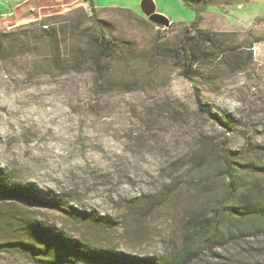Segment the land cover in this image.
<instances>
[{
  "label": "rangeland",
  "instance_id": "374dc122",
  "mask_svg": "<svg viewBox=\"0 0 264 264\" xmlns=\"http://www.w3.org/2000/svg\"><path fill=\"white\" fill-rule=\"evenodd\" d=\"M82 4L44 0L24 22L0 21V36H9L7 49L14 45L4 56L0 52V178L29 185L42 200L56 199L70 212L36 202L29 210L0 202V246L26 240L23 221L31 217L94 250L162 258L177 248L187 213L210 202L204 188L184 177L190 169L187 156L201 139L228 143L240 160H247V148H264V2L189 0L190 9L172 2L168 10L159 3L156 13L168 17L169 28L150 22L140 8L92 14ZM77 21L84 28L101 27L117 44V55L137 52L138 62L155 42L174 45L189 28L193 36L214 33L226 35L218 39L232 45H252L253 62L240 71L204 64L205 78L191 82L175 61L153 53L154 58L131 66V75L115 64L107 81L90 63L53 68L39 42L19 29L33 22L70 26ZM73 36L66 35L68 44L77 43ZM120 81L134 82L136 89ZM196 92L229 130L199 112ZM259 241L264 244V236ZM37 254L27 259L1 251L0 264H57L50 255Z\"/></svg>",
  "mask_w": 264,
  "mask_h": 264
},
{
  "label": "trees",
  "instance_id": "16d2710c",
  "mask_svg": "<svg viewBox=\"0 0 264 264\" xmlns=\"http://www.w3.org/2000/svg\"><path fill=\"white\" fill-rule=\"evenodd\" d=\"M83 1L91 3V0ZM181 2L187 9L190 8L189 0ZM97 11L92 5V14ZM82 23L77 21L70 26H57L51 22H33L19 29H25L26 38L39 42V50L50 56L53 68L79 69L90 63L103 80L108 78V71L115 64H122V67H126L123 73L128 70L131 75V66L154 58L153 53L175 61L181 75L191 82L205 78L202 74L204 64L213 65L218 62L233 71H240L253 62L252 45L248 49L239 44L232 45L218 39L226 35L214 33H197V36H193L190 28L174 45L161 46L158 41L155 42L151 53H143V61L138 62L137 52L117 55L121 51L101 27L84 28ZM46 26L49 27L45 29ZM192 26L196 28L197 22ZM37 27L41 31L38 36ZM67 34L74 35L77 43L68 44ZM8 37V34L0 36V52L3 56L6 50L12 51L14 47L11 43L7 49ZM112 75L115 74L111 73L107 81L112 79ZM118 83L133 87L128 89H136L134 82ZM195 95L199 112L229 130V123L203 104L198 92ZM200 145L188 154L190 169L184 177L190 185L201 190L204 188L203 192L210 202L187 213L182 238L177 248L166 256L130 258L111 249L94 250L64 238L63 234L38 226L31 217L23 221L25 226H22V233L26 240L16 244V247L0 246V252L18 254L27 259H37L33 252H38L50 255L54 258L51 263L57 264H264V244L259 241L264 236V148H247V160H240V155L231 152L228 143L218 145L213 137L205 136ZM217 185L219 188L216 191ZM3 201L19 203L28 210L36 202L51 211L70 213L67 208L61 207L58 200H42L31 186L16 185L2 177L0 202ZM40 244L45 247L42 248Z\"/></svg>",
  "mask_w": 264,
  "mask_h": 264
},
{
  "label": "crops",
  "instance_id": "0c3cea01",
  "mask_svg": "<svg viewBox=\"0 0 264 264\" xmlns=\"http://www.w3.org/2000/svg\"><path fill=\"white\" fill-rule=\"evenodd\" d=\"M41 1L44 0H0V21H4V20L8 21L12 18L14 20H18V22H20V20L24 22L26 20L25 15H27V13L30 11H34L35 6ZM142 1L143 0H91L90 1L91 3H89L82 0L83 2L82 5L84 7L87 6L91 7L93 5V7L96 10L122 9V10L133 11L136 9L139 10ZM152 1L156 9L159 3L168 4L166 10L169 9L172 2H176L177 5H181L182 7L184 6L181 0H152ZM247 2L250 4L263 5L262 2H264V0H247ZM186 13H188L187 9H186ZM163 14L165 15V13ZM188 15L190 16L189 13ZM172 21L176 22V20L173 19Z\"/></svg>",
  "mask_w": 264,
  "mask_h": 264
},
{
  "label": "water",
  "instance_id": "95a60500",
  "mask_svg": "<svg viewBox=\"0 0 264 264\" xmlns=\"http://www.w3.org/2000/svg\"><path fill=\"white\" fill-rule=\"evenodd\" d=\"M141 13L157 26L169 28L170 21L165 16L156 13V8L152 0H143L140 4Z\"/></svg>",
  "mask_w": 264,
  "mask_h": 264
},
{
  "label": "built area",
  "instance_id": "2783aa9c",
  "mask_svg": "<svg viewBox=\"0 0 264 264\" xmlns=\"http://www.w3.org/2000/svg\"><path fill=\"white\" fill-rule=\"evenodd\" d=\"M68 1H80V0H54L55 3H58V4H64Z\"/></svg>",
  "mask_w": 264,
  "mask_h": 264
}]
</instances>
